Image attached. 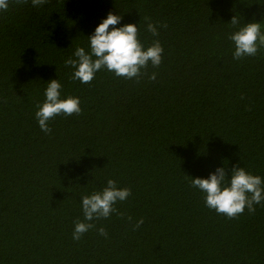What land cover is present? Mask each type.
<instances>
[{"label":"trees","instance_id":"1","mask_svg":"<svg viewBox=\"0 0 264 264\" xmlns=\"http://www.w3.org/2000/svg\"><path fill=\"white\" fill-rule=\"evenodd\" d=\"M109 12L138 25L145 49L159 40L162 63L73 80L64 61L90 51ZM252 21L264 30V0H28L0 13V264H264V203L230 219L190 183L236 166L264 179V48L236 60L228 38ZM52 79L82 113L45 133L35 113ZM108 179L131 189L124 215L73 240L82 197Z\"/></svg>","mask_w":264,"mask_h":264},{"label":"clouds","instance_id":"2","mask_svg":"<svg viewBox=\"0 0 264 264\" xmlns=\"http://www.w3.org/2000/svg\"><path fill=\"white\" fill-rule=\"evenodd\" d=\"M49 2L50 0H31V5L41 7ZM27 3L28 0H0V13H6L10 6H22ZM122 19L123 16L120 14L109 12L95 28L94 33L88 36L90 51L78 47L73 54L75 58L69 56L64 61L66 67L74 69L73 80L90 84L95 79L96 73L102 69L115 73L117 77L139 79L146 72L149 64L159 67L164 51L160 41L155 40L145 49L140 40L138 25L127 23L117 27ZM230 23L236 26L239 24V19L233 16ZM162 27L166 28L167 25L164 24ZM147 31L153 36H159V30L154 23L147 24ZM228 38L234 42L233 58L236 60L246 56H256L258 50L264 48V30L260 22H248ZM149 79L154 81L156 73L153 72ZM61 90L62 84L58 79L50 80L45 90L46 100L42 105H38V111L35 113L40 129L45 133H51L52 129L48 121L57 115L71 116L82 113L80 98L68 96L62 99ZM190 183L205 194L208 208L230 219L240 216L245 209L254 213L255 205L264 203V179L248 172L245 167H234L231 179L228 178L226 169L219 167L208 178L196 177ZM131 194L130 188H119L115 180L108 179L107 186L101 191L84 195L82 197L84 220L75 222L73 240L79 241L85 233L95 229L96 225L92 223L94 220L107 219L113 213L123 216L116 204L127 200ZM128 220L131 221L132 217L129 216ZM143 223L144 220L141 218L133 227L139 228ZM97 231L101 236L108 235L104 227H100Z\"/></svg>","mask_w":264,"mask_h":264}]
</instances>
